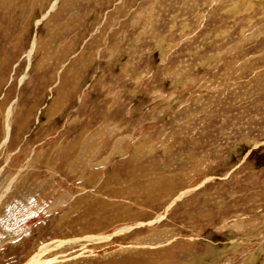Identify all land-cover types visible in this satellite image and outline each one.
Listing matches in <instances>:
<instances>
[{
  "label": "rangeland",
  "instance_id": "374dc122",
  "mask_svg": "<svg viewBox=\"0 0 264 264\" xmlns=\"http://www.w3.org/2000/svg\"><path fill=\"white\" fill-rule=\"evenodd\" d=\"M263 15L0 0V264H264Z\"/></svg>",
  "mask_w": 264,
  "mask_h": 264
},
{
  "label": "bare ground",
  "instance_id": "6f19581e",
  "mask_svg": "<svg viewBox=\"0 0 264 264\" xmlns=\"http://www.w3.org/2000/svg\"><path fill=\"white\" fill-rule=\"evenodd\" d=\"M259 4H261L262 7L264 8V0H259ZM9 185H11V184H9ZM90 238H93V237H90L89 236L86 239H90ZM103 239H108V237H103V238L100 237V238H98V240H103ZM63 243L64 242L62 241L61 244H63ZM47 247L48 246L42 247L37 252L33 253L24 264H53L54 262H57L60 259V257H58L57 255H49V256H47L45 258V256H46V249H48Z\"/></svg>",
  "mask_w": 264,
  "mask_h": 264
}]
</instances>
